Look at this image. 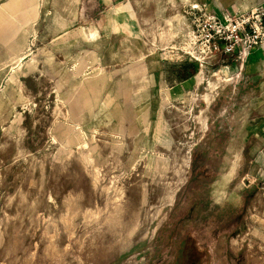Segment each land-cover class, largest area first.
<instances>
[{
    "label": "rangeland",
    "instance_id": "rangeland-1",
    "mask_svg": "<svg viewBox=\"0 0 264 264\" xmlns=\"http://www.w3.org/2000/svg\"><path fill=\"white\" fill-rule=\"evenodd\" d=\"M37 1L19 54L0 44V264H264V173L234 178L208 158L228 135L205 136L200 104L215 73L244 71L161 39L178 17L191 30L194 0ZM82 20L99 27L93 43ZM183 65L194 88L174 91Z\"/></svg>",
    "mask_w": 264,
    "mask_h": 264
},
{
    "label": "crops",
    "instance_id": "crops-1",
    "mask_svg": "<svg viewBox=\"0 0 264 264\" xmlns=\"http://www.w3.org/2000/svg\"><path fill=\"white\" fill-rule=\"evenodd\" d=\"M264 0H194L204 10L216 15L227 11L249 9ZM40 1L37 0H0V44L6 45L8 55H18L14 51L24 45L28 36V25L40 14ZM12 12V13H11ZM11 13V14H10ZM190 30L189 25L186 26ZM23 31V32H22ZM230 61L229 56H222ZM223 67V66H222ZM230 72L236 70L239 74L244 71L240 80L220 82L209 90L204 86L200 104L207 109V128L205 136L212 134L228 135L221 146L209 139L207 145L209 153L220 159V167H231L234 163V178L240 174V168L255 167L256 173H264V48L253 49L244 59L240 68L236 64L225 66ZM188 66L183 65L181 73L187 72L172 90L186 91L194 88L192 78L194 74L188 73ZM156 80L162 81L163 76L156 70ZM229 82V83H228ZM203 84L201 81L197 88ZM224 84V85H223ZM207 95V100L203 97ZM224 103H223V102ZM222 105L219 106V104ZM227 114V115H226ZM226 121L225 133L219 131V124ZM211 144V145H210ZM249 172H247V175ZM246 175L243 173L242 176Z\"/></svg>",
    "mask_w": 264,
    "mask_h": 264
},
{
    "label": "built area",
    "instance_id": "built-area-1",
    "mask_svg": "<svg viewBox=\"0 0 264 264\" xmlns=\"http://www.w3.org/2000/svg\"><path fill=\"white\" fill-rule=\"evenodd\" d=\"M185 13L195 38V47L192 52L183 50V54L196 62L223 55L231 58V64L241 67L253 49L264 45V1L249 9L220 15L192 4Z\"/></svg>",
    "mask_w": 264,
    "mask_h": 264
},
{
    "label": "bare ground",
    "instance_id": "bare-ground-1",
    "mask_svg": "<svg viewBox=\"0 0 264 264\" xmlns=\"http://www.w3.org/2000/svg\"><path fill=\"white\" fill-rule=\"evenodd\" d=\"M149 3V0H146ZM184 2H193L192 0H182ZM118 12L120 14L121 17V22H115V29L116 32L119 33H124L126 35H131V31L133 30L134 27V23H133V18L135 17V15L133 14V12L122 2H118ZM153 8H154V13L157 16H160L162 14L163 8H164V4L159 2V1H153L152 2ZM246 9V8H245ZM81 18V17H79ZM137 20V18H136ZM187 24L180 19V17H178V19L176 21H172L169 20L167 21L165 27L162 29L161 31V39L169 42L170 40H173L177 34H181L185 40H184V47L187 50L189 49V52H191V49L195 43V38L193 36V33L191 30L187 29ZM99 29V27L97 26L96 28H94L93 30H89L88 28V24L83 22L82 20V34L84 36V38L90 42L93 43L95 40V33L97 32V30ZM187 47V48H186ZM261 48H264V45L261 46ZM202 64V63H201ZM199 66H202V65ZM200 69V68H199ZM201 72V70H200ZM200 72L196 75V81H198L200 79ZM222 79V73L218 72L215 73L212 78L208 81V87L209 89H212L215 85L219 84L221 82ZM87 82V81H84ZM89 84V82H88ZM76 90V89H75ZM205 98L207 97L204 96ZM85 160H87V157L85 158Z\"/></svg>",
    "mask_w": 264,
    "mask_h": 264
},
{
    "label": "trees",
    "instance_id": "trees-1",
    "mask_svg": "<svg viewBox=\"0 0 264 264\" xmlns=\"http://www.w3.org/2000/svg\"><path fill=\"white\" fill-rule=\"evenodd\" d=\"M188 64H190V63H188ZM192 74H194V72H192Z\"/></svg>",
    "mask_w": 264,
    "mask_h": 264
}]
</instances>
